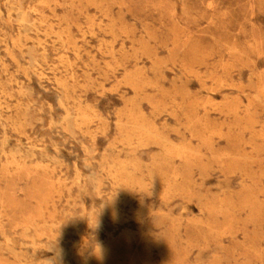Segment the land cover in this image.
I'll use <instances>...</instances> for the list:
<instances>
[{"label": "rangeland", "instance_id": "rangeland-1", "mask_svg": "<svg viewBox=\"0 0 264 264\" xmlns=\"http://www.w3.org/2000/svg\"><path fill=\"white\" fill-rule=\"evenodd\" d=\"M0 264H264V0H0Z\"/></svg>", "mask_w": 264, "mask_h": 264}]
</instances>
